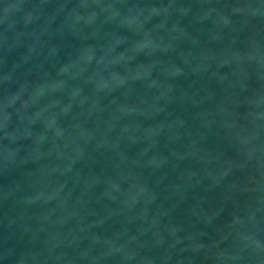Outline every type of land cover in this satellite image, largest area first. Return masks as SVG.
Here are the masks:
<instances>
[{
    "label": "water",
    "instance_id": "obj_1",
    "mask_svg": "<svg viewBox=\"0 0 264 264\" xmlns=\"http://www.w3.org/2000/svg\"><path fill=\"white\" fill-rule=\"evenodd\" d=\"M0 264H264L260 0H0Z\"/></svg>",
    "mask_w": 264,
    "mask_h": 264
},
{
    "label": "clouds",
    "instance_id": "obj_2",
    "mask_svg": "<svg viewBox=\"0 0 264 264\" xmlns=\"http://www.w3.org/2000/svg\"><path fill=\"white\" fill-rule=\"evenodd\" d=\"M252 4H246L243 6H240L239 8L235 9V12H243L246 9L252 8ZM260 7H264V0H260ZM250 15H255V13H250Z\"/></svg>",
    "mask_w": 264,
    "mask_h": 264
}]
</instances>
